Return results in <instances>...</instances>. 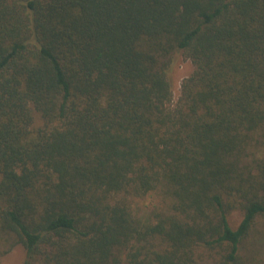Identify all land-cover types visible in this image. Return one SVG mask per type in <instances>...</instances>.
Listing matches in <instances>:
<instances>
[{
  "label": "trees",
  "instance_id": "obj_1",
  "mask_svg": "<svg viewBox=\"0 0 264 264\" xmlns=\"http://www.w3.org/2000/svg\"><path fill=\"white\" fill-rule=\"evenodd\" d=\"M0 235L23 264H263L264 0H0Z\"/></svg>",
  "mask_w": 264,
  "mask_h": 264
},
{
  "label": "rangeland",
  "instance_id": "obj_2",
  "mask_svg": "<svg viewBox=\"0 0 264 264\" xmlns=\"http://www.w3.org/2000/svg\"><path fill=\"white\" fill-rule=\"evenodd\" d=\"M195 65L190 58H188L183 51L176 52L170 58L169 77L173 87L174 98L178 99L181 92V84L185 77L189 76ZM37 121L39 122V114L35 112ZM37 122V123H38ZM168 199L162 193L152 191L142 198L136 200V211L145 219L151 218L153 211L157 209H166L168 206ZM242 216L240 210H234L230 213L229 219L233 226H237ZM250 250L254 254L255 259L262 260L264 264V245L256 246L250 245ZM126 257V251L124 252ZM26 258L25 248L17 244L11 246V242L7 238H2L0 235V264H23Z\"/></svg>",
  "mask_w": 264,
  "mask_h": 264
}]
</instances>
